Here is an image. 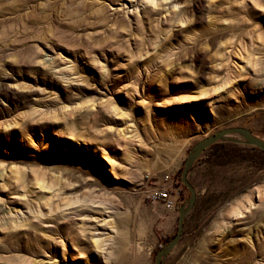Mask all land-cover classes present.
Returning <instances> with one entry per match:
<instances>
[{
    "label": "rangeland",
    "instance_id": "374dc122",
    "mask_svg": "<svg viewBox=\"0 0 264 264\" xmlns=\"http://www.w3.org/2000/svg\"><path fill=\"white\" fill-rule=\"evenodd\" d=\"M237 126L264 137V0H0V264H155L189 191L147 193ZM209 147L162 262L264 264V151Z\"/></svg>",
    "mask_w": 264,
    "mask_h": 264
},
{
    "label": "water",
    "instance_id": "95a60500",
    "mask_svg": "<svg viewBox=\"0 0 264 264\" xmlns=\"http://www.w3.org/2000/svg\"><path fill=\"white\" fill-rule=\"evenodd\" d=\"M240 133L244 140L248 142L251 146L258 147L262 151H264V142L256 137L249 129L244 127H227L221 130L216 131L215 133L205 137L204 139L200 140L196 145L192 147V149L189 151L183 165V169L181 171V182L186 186V188L189 191V198L187 202L181 206L179 209V216H178V222H177V231L175 235L172 237V239L166 243L157 253L155 256V264H163L162 258L163 256L170 253L173 248L178 244L182 237L183 233V227H184V219L187 216V214L192 209L195 200H196V192L194 188L190 185L187 175L189 170L191 169V166L194 164L195 160L198 159L200 154L208 148L210 145L214 144L215 142L219 140H223L224 135L228 133Z\"/></svg>",
    "mask_w": 264,
    "mask_h": 264
},
{
    "label": "built area",
    "instance_id": "2783aa9c",
    "mask_svg": "<svg viewBox=\"0 0 264 264\" xmlns=\"http://www.w3.org/2000/svg\"><path fill=\"white\" fill-rule=\"evenodd\" d=\"M166 179L170 176L166 175ZM179 181L170 180L169 185L157 187L147 193V198L153 202H160L168 210H177L178 204L182 203L180 199L181 185Z\"/></svg>",
    "mask_w": 264,
    "mask_h": 264
},
{
    "label": "bare ground",
    "instance_id": "6f19581e",
    "mask_svg": "<svg viewBox=\"0 0 264 264\" xmlns=\"http://www.w3.org/2000/svg\"><path fill=\"white\" fill-rule=\"evenodd\" d=\"M256 137L260 138L263 142H264V137L255 135ZM238 138L240 140H244L243 136L240 133H236V132H232V133H228L226 135H224L223 139L225 138Z\"/></svg>",
    "mask_w": 264,
    "mask_h": 264
},
{
    "label": "trees",
    "instance_id": "16d2710c",
    "mask_svg": "<svg viewBox=\"0 0 264 264\" xmlns=\"http://www.w3.org/2000/svg\"><path fill=\"white\" fill-rule=\"evenodd\" d=\"M213 146H214V144L210 145L209 148H212ZM220 146H221L222 149H227V145H225V144H223V143H221ZM181 171H182V169L179 171V173H180V174H179V182H180ZM174 235H175V234H174ZM171 239H172V238H171ZM171 239H170V240H171ZM170 240H168L167 243H168ZM163 246H164V245H163ZM163 246H159L158 251H159ZM158 251H157V252H158ZM157 252H156V253H157ZM156 253H155V254H156Z\"/></svg>",
    "mask_w": 264,
    "mask_h": 264
}]
</instances>
